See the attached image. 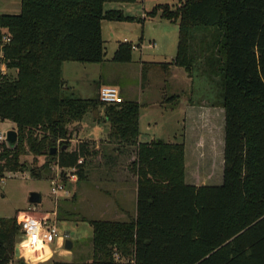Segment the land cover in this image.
<instances>
[{
	"label": "trees",
	"instance_id": "obj_1",
	"mask_svg": "<svg viewBox=\"0 0 264 264\" xmlns=\"http://www.w3.org/2000/svg\"><path fill=\"white\" fill-rule=\"evenodd\" d=\"M134 1L21 0L20 14L0 15V42L10 37L5 65L16 72L0 75V122L13 123L18 134L15 147L1 148L0 177L25 171L28 157L32 165L43 157V168L54 162L62 175L77 169L83 180L85 160L96 153L91 141L74 149L70 141L92 113L95 122L109 123L108 144L137 150L130 165L138 179L137 217L92 221L91 260L54 264H264V0H187L163 8L161 17L178 25L180 39L175 60L156 65L193 77L192 105L225 110L223 183L201 187L185 182L183 142L139 143V103L82 99L63 80L66 62L105 61L102 22L126 19L105 4ZM112 60L130 63L131 45H119ZM19 230L15 218L0 217V264L13 263Z\"/></svg>",
	"mask_w": 264,
	"mask_h": 264
},
{
	"label": "rangeland",
	"instance_id": "obj_2",
	"mask_svg": "<svg viewBox=\"0 0 264 264\" xmlns=\"http://www.w3.org/2000/svg\"><path fill=\"white\" fill-rule=\"evenodd\" d=\"M187 0H135L134 2L124 3H106L105 11L121 10L126 19L117 22L103 21L101 25L102 37L105 42V61L101 64H80L66 63L63 68V80L69 84V94L82 98L91 99L99 97V91L102 87L98 85L96 93L92 83L101 78L103 86H115L120 91V102L125 98L139 101L143 105L142 112V138L151 140L158 138L159 131L164 128L165 131L173 129L179 130L180 120L184 116L187 108L189 91L194 89L193 77L185 72L184 69L175 67L174 69L157 66L156 64L172 63L177 55L179 45V27L177 24L164 20L162 16L164 7L174 8ZM21 0H0V15H17L21 13ZM128 43L132 47V61L127 64H118L113 62V57L119 45ZM135 47V49H133ZM155 63V64H154ZM159 69L160 71L151 72ZM3 67L0 66V75L16 76L13 70H5L1 73ZM173 69V70H172ZM187 74L190 79L187 78ZM202 85L208 90L211 89L210 81L206 84L202 80ZM197 84V83H196ZM192 85V87H191ZM192 88V89H191ZM215 94H218L216 86ZM166 97L179 95L168 99L163 107L156 103L162 100L163 93ZM125 96V98L123 97ZM146 104H152L146 107ZM206 107H212L208 102L204 103ZM217 108V107H215ZM188 135L189 139L195 141L203 139L212 140L216 145L217 156L213 158L211 166L207 161H198L191 152L185 160V182L218 186L223 182L224 159L220 155L223 138V121L220 116H215L213 127L202 122L193 123ZM15 128V125L9 121L0 122V132L7 133ZM190 128V127H188ZM78 137L70 141L71 149L76 148L79 143L89 141L90 139L103 140L108 138L110 125L102 121H94L92 113H87L83 120L74 127ZM187 128L184 126L179 143L186 138ZM193 132V133H192ZM157 136V137H155ZM163 136V135H162ZM93 140L91 150L95 153H112L103 143ZM81 141V142H80ZM99 146V149L96 150ZM205 146V145H204ZM0 145V150H1ZM216 153V152H215ZM99 160L96 154L85 160V171L100 165V169L111 166L112 162L103 157ZM27 162L26 170L23 172H6L4 178L0 181V217L15 218L16 220L23 213L30 214L37 218L49 216L56 221L58 232L61 236L68 235V240L72 241L74 247L71 253L63 254L58 250L55 258L50 263L55 262H77L85 263L91 260L93 255V227L92 221L107 220L101 215L100 200H104V195L98 190H93L96 185L93 178L88 177L77 182H70L66 173L61 174V170L54 162L47 168V160L43 157L38 159V163L32 165V157L24 159ZM41 175L33 176L31 169ZM211 169V173H208ZM66 185L67 195L59 194L57 197L52 192L51 181L58 176ZM82 182V183H80ZM84 187L86 195H78L77 202H74V192L78 188ZM33 192L42 195V203L33 205L29 201L30 194ZM89 195L97 203L95 207L91 206ZM33 209V210H32ZM20 236L17 245H20V257H14L12 264H19L21 260L29 264H38L48 261L52 257V252L47 246L26 247V240L19 230ZM16 245V246H17ZM55 249V244L50 245ZM69 255V256H67Z\"/></svg>",
	"mask_w": 264,
	"mask_h": 264
},
{
	"label": "crops",
	"instance_id": "obj_3",
	"mask_svg": "<svg viewBox=\"0 0 264 264\" xmlns=\"http://www.w3.org/2000/svg\"><path fill=\"white\" fill-rule=\"evenodd\" d=\"M109 11V10H107ZM70 63V62H66ZM63 65V68L65 64ZM77 63V62H74ZM81 64V63H80ZM155 64V63H154ZM176 66H172L174 69ZM179 68V67H178ZM172 69V70H173ZM161 70L158 68L155 70H152L151 72H157ZM186 72V71H185ZM164 74V73H163ZM167 77L171 76L164 74ZM187 78L190 79V76L187 74ZM67 86H69L68 83H66ZM93 87H95V93L97 90L98 85L100 87H103L101 78L92 83ZM111 86V85H110ZM115 87V86H113ZM192 87V85H191ZM117 88V87H116ZM192 89V88H191ZM120 93V91H119ZM178 95H173L172 97L165 98V92L163 93L162 100H157L156 103L159 104L160 107H163L166 102H168V99L176 97ZM125 98V96H123ZM189 97H192V90L189 91ZM126 101H134L140 104V121H139V130H140V136H139V143H151L153 141L162 140L166 143H179L181 131L183 127L185 126L187 128V131L194 128L193 123L197 122L198 124L202 122H206L207 125L213 127V122L215 116H220L223 121V138H222V146L220 149V155L223 156L224 159V141H225V110L221 107H206L205 102L201 104L192 105L190 103V99H188L187 102V108L185 110L184 116L180 120V128L179 130L173 129L172 132L170 130L165 131L163 128L162 131H159L158 138H154L151 140H147V138H142L143 132H142V112H143V105L137 100H130L125 98ZM152 104H146V107H150ZM190 127V128H188ZM192 127V128H191ZM186 131V132H187ZM193 133V132H192ZM79 133H74V137H78ZM163 135V136H162ZM188 135H192L190 131L186 133V138L183 141L185 145V160H187L188 155L192 152L196 159L198 161H207L209 165L211 166L213 158L217 156V150H215L214 146L216 145L211 139L204 141L203 139H197L195 141L190 140ZM157 137V136H155ZM72 139V140H73ZM95 139H90L89 141H93ZM97 142L103 143L107 148H110L109 150H112V153L102 154L96 152V157L99 160H103L102 158H108L112 164L111 166L105 167V169L101 170L100 165L96 166L95 168H90L88 172L85 171V173H88V177L94 179L96 185L99 186V188L94 187L93 190L100 191L101 195H104V200H100L99 204L102 208L101 215L102 217H106L107 220L102 221H111V222H121V223H128L131 220L135 219L137 217V203H138V179L137 176L134 175V173L130 170V165L132 162H134L137 159V150L135 148L130 149H121L118 150L115 145L108 144V139L103 140H95ZM81 142V141H80ZM205 145V146H204ZM99 149V146L96 150ZM216 152V153H215ZM208 173H211V169H209ZM82 183V182H80ZM223 183V182H222ZM186 184L195 185L197 187L201 186H209V185H202V184H196V183H190L186 181ZM219 186V185H218ZM86 189L84 187L78 188L76 192H74V202L78 201V198L80 196L78 195H86L85 194ZM90 205L95 207V204H97L93 198L90 197ZM48 248L52 252V257L43 263L38 264H46L50 263L51 260L55 258V255L58 250L61 252L60 255L63 254L62 248L55 244V249H53L51 246H48ZM65 253L70 254V251H67ZM69 256V255H67Z\"/></svg>",
	"mask_w": 264,
	"mask_h": 264
},
{
	"label": "built area",
	"instance_id": "obj_4",
	"mask_svg": "<svg viewBox=\"0 0 264 264\" xmlns=\"http://www.w3.org/2000/svg\"><path fill=\"white\" fill-rule=\"evenodd\" d=\"M10 42V37L8 35L3 36L0 42V66L3 67L1 73L5 74L6 65H5V57H4V47ZM135 49V47H133ZM99 98L102 103L106 105H115L120 102V93L116 87L113 86H103L99 91ZM7 133L0 132V145L8 146L6 139ZM2 148V147H1ZM1 152V150H0ZM79 165L83 164V160L81 159L78 162ZM62 174V173H61ZM67 178L70 182H77L79 176L77 174V169L67 171ZM4 175L0 177V181H2ZM52 192L54 196H58L59 194L67 195L66 185L61 180V176L59 175L55 180L51 181ZM33 210V209H32ZM17 223L20 227V230L26 240V247L33 246H50L52 244H58L61 248H65V242L68 240V235L61 236L58 232L57 223L49 216L43 218H37L30 214L23 213L18 219ZM119 260V256H117Z\"/></svg>",
	"mask_w": 264,
	"mask_h": 264
},
{
	"label": "water",
	"instance_id": "obj_5",
	"mask_svg": "<svg viewBox=\"0 0 264 264\" xmlns=\"http://www.w3.org/2000/svg\"><path fill=\"white\" fill-rule=\"evenodd\" d=\"M6 142H7L9 147H11V148L15 147L18 143L17 132L14 130L8 131ZM64 149L67 150V147H65ZM57 153H58V148H52L50 151L51 155H56ZM29 201L33 205H40L42 203V195L40 193L33 192L30 194ZM73 247H74V245H73L72 241L67 240L65 242V249L67 251H72ZM15 257H17V258L20 257V245H17L15 248ZM19 264H29V263L25 260H21L19 262Z\"/></svg>",
	"mask_w": 264,
	"mask_h": 264
}]
</instances>
